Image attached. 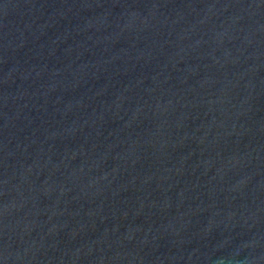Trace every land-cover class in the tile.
Listing matches in <instances>:
<instances>
[{"label":"water","instance_id":"water-1","mask_svg":"<svg viewBox=\"0 0 264 264\" xmlns=\"http://www.w3.org/2000/svg\"><path fill=\"white\" fill-rule=\"evenodd\" d=\"M0 264H264V0H0Z\"/></svg>","mask_w":264,"mask_h":264}]
</instances>
